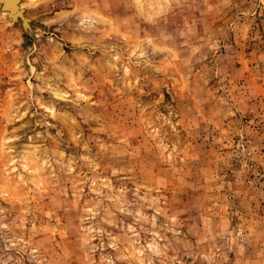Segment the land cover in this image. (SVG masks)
I'll list each match as a JSON object with an SVG mask.
<instances>
[{
	"label": "rangeland",
	"instance_id": "obj_1",
	"mask_svg": "<svg viewBox=\"0 0 264 264\" xmlns=\"http://www.w3.org/2000/svg\"><path fill=\"white\" fill-rule=\"evenodd\" d=\"M0 264H264V0H0Z\"/></svg>",
	"mask_w": 264,
	"mask_h": 264
},
{
	"label": "water",
	"instance_id": "obj_2",
	"mask_svg": "<svg viewBox=\"0 0 264 264\" xmlns=\"http://www.w3.org/2000/svg\"><path fill=\"white\" fill-rule=\"evenodd\" d=\"M3 5V3L1 2V6ZM29 32V30L26 31V33Z\"/></svg>",
	"mask_w": 264,
	"mask_h": 264
}]
</instances>
